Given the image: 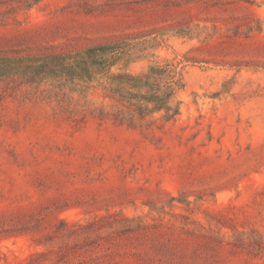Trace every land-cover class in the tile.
I'll list each match as a JSON object with an SVG mask.
<instances>
[{"label": "rangeland", "instance_id": "374dc122", "mask_svg": "<svg viewBox=\"0 0 264 264\" xmlns=\"http://www.w3.org/2000/svg\"><path fill=\"white\" fill-rule=\"evenodd\" d=\"M0 264H264V0H0Z\"/></svg>", "mask_w": 264, "mask_h": 264}, {"label": "trees", "instance_id": "16d2710c", "mask_svg": "<svg viewBox=\"0 0 264 264\" xmlns=\"http://www.w3.org/2000/svg\"><path fill=\"white\" fill-rule=\"evenodd\" d=\"M112 80L116 84L110 89L109 99L128 113L130 121L159 116L169 123L179 115V109L172 106V100L181 86L172 64L154 65L138 76L116 75Z\"/></svg>", "mask_w": 264, "mask_h": 264}]
</instances>
